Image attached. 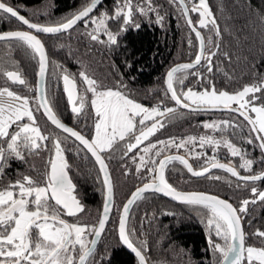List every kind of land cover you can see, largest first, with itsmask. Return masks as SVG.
Masks as SVG:
<instances>
[{
  "label": "snow or ice",
  "instance_id": "snow-or-ice-1",
  "mask_svg": "<svg viewBox=\"0 0 264 264\" xmlns=\"http://www.w3.org/2000/svg\"><path fill=\"white\" fill-rule=\"evenodd\" d=\"M168 2L177 6L187 26L195 34L198 52L191 63L177 65L167 72L165 95L175 105L192 112L207 109L226 110L237 114L243 120L205 123L204 128L221 133L219 139L207 135L189 136L179 141L170 138L145 145L141 149L144 155L139 156L140 164L136 171L139 173L142 167H148L150 163L148 182L139 187L123 206L118 221V238L122 245L134 253L139 264H150L146 255L147 241H141L139 245L134 242L132 236L135 229L128 228V219L131 206L136 201L144 199V193L151 191L162 193L186 206L206 210L201 222L206 224L209 233L208 244L215 256L213 264H264V246L246 245L248 233L244 231V217L248 215L249 204L255 203L256 200L264 202V191H258L257 187L252 186L250 191L255 199L251 201L244 199L238 206H234L215 195L178 191L168 182L165 175L170 164L179 162L194 177L220 180L222 179L220 176L207 174L212 169H221L243 182V184L237 183L236 187H247L249 184L254 185L255 182L264 180V171L241 175L237 166L231 162L221 163L215 155L206 159L205 163L195 170L183 155H162L166 149L175 147L177 150L184 148L187 154L192 156L186 146L195 145L198 140L200 147L208 145L219 149L223 145L228 149L231 157H240V169L251 172L255 161L245 158L246 153L242 154V150L223 134L230 128L233 134L247 129L246 142L250 145L254 141L257 142L261 152L264 153V76L234 93L218 91L212 80L197 68L200 66L209 74L213 72V57H216L220 50V44L213 37L217 40L222 38L220 26L208 0H168ZM99 7H102V0H90L69 17H64L55 23L40 24L31 22L4 0H0V10L3 13L10 14L16 21L34 30L2 32L0 41H19L31 49L33 56L38 58L37 75L40 83V95L34 107L31 106L29 97L21 96L8 87L0 88V184L3 182L5 167L10 166V160L26 163V156L38 155L40 151L52 153L40 179L21 174L14 182L0 187V264H97L96 246L109 220L113 203V185L108 166L101 153L119 152L125 156L133 152L165 127L164 119L177 113L176 107H164L162 110L163 101L149 108L125 91L127 85L122 81L114 88H107L84 71L79 73V78L85 85L84 91L78 92L76 77L64 71L62 80L67 99L72 105L71 111L77 116L81 113L87 116L86 107L90 106L93 109L92 138H86L80 132L63 124L58 118L46 96L48 57L45 46L36 33L51 35L69 33L83 21L85 28L92 26L90 31L84 33L91 41L108 47H118V38L122 33L130 26L137 29L140 27L135 23L134 15L147 16L155 13L157 23H161L164 19L152 0H135V2L115 0L111 15L107 10L93 15ZM190 12L198 14L196 24H193ZM260 19L264 22V16ZM110 21L116 23V31L110 29ZM200 29H207L208 34H202ZM102 34L106 39L101 38ZM188 43L191 45L192 40L189 39ZM223 55L231 60L227 52ZM191 69L196 71L189 72ZM0 73L13 83L27 87V82L19 71L0 69ZM188 75L206 81L209 86L202 91L178 88L177 86L184 85ZM224 75L228 77V73L225 72ZM88 93H91L90 100ZM258 93L261 95H257ZM257 101L260 103L257 104ZM41 111L51 125L68 134L65 139L71 137L78 141L82 146L81 150L91 154L99 166V171L103 173L106 199L101 217L95 225L70 223L64 218L79 217L85 212V207L75 194L76 185L69 176L70 165L59 135L45 134L37 124L35 113ZM48 141L51 142V149L46 143ZM201 155L207 154H197L196 158L199 159ZM132 159L135 161L136 157L133 156ZM260 162L264 163V158ZM165 215H173V213L169 212ZM251 235L264 244V231L257 229ZM90 236L93 237L91 240ZM214 237L219 238V241Z\"/></svg>",
  "mask_w": 264,
  "mask_h": 264
},
{
  "label": "trees",
  "instance_id": "trees-1",
  "mask_svg": "<svg viewBox=\"0 0 264 264\" xmlns=\"http://www.w3.org/2000/svg\"><path fill=\"white\" fill-rule=\"evenodd\" d=\"M90 0H4V2L17 8L29 19L42 23H55L64 17H69L81 9ZM135 2V0H134ZM158 7L159 14L163 16L161 23L156 22V14L147 16L134 15L135 23L140 27H129L118 38L119 46H105L91 41L86 33L91 30L79 22L69 33L58 35L41 34L48 55V69L46 76V96L54 112L64 121L74 125L81 132L92 138L93 135V109L89 106L85 116H79L71 111V106L62 89L61 76L64 71L76 77L79 92L84 91L85 85L79 78L81 71L96 79L98 83L107 88H114L122 81L127 85L125 91L138 102L149 108L156 106L161 101L164 107H176L175 116L164 119L165 127L160 129L133 152L122 156L121 153H109L105 156L113 181L114 204L109 218L108 227L103 235L98 248L95 250L97 264H138L132 253L125 249L117 238V220L120 207L129 192L139 183L148 180V167H142L137 173L140 164L139 156L144 155L141 149L148 143L158 140L176 138L177 141L189 136H212L215 139L221 137L219 131L204 128L205 123L219 122L223 120L242 121L235 113L224 110L197 111L180 108L166 95L164 75L172 64L190 60L198 51V42L195 34L187 26L184 16L178 11L177 6L170 4L168 0H152ZM208 4L220 26L221 39L217 40L220 50L213 57V72L207 73L204 68L197 66L200 72L211 79L217 90L236 91L243 86L252 84L264 76V22L260 17L264 16V0H208ZM115 0H102L93 15L107 10L112 14ZM196 24L197 13H191ZM21 26L15 18L0 10V30ZM109 27L116 31L117 25L110 21ZM207 35V29H200ZM102 39L106 36L101 35ZM189 39L192 44L189 45ZM227 52L231 57L229 61L224 57ZM131 65V67H128ZM38 66V58L34 57L31 49L19 41H0V69L4 71L15 70L21 73L27 82L24 85L15 86L6 76L0 73V87H9L29 94L35 106V76ZM222 70V71H221ZM196 71L191 69L189 72ZM228 73V77L224 73ZM230 77V78H229ZM206 81H200L196 76L188 75L183 87L194 89L207 88ZM257 95H261L258 93ZM91 99V93L87 94ZM260 102L257 101V104ZM37 124L45 134H58L62 146L65 148V156L70 165L69 173L72 175L76 192L85 197V212L79 216H87L93 220L99 214L103 200V181L96 162L86 152L82 151L73 138L56 129L49 123L41 112L35 113ZM254 115V114H253ZM246 123V122H244ZM232 144L246 153L247 159L255 161L252 171L248 172L239 168L240 157H231L228 149L221 145L214 149L208 145L200 147L197 140L195 145H187L192 153L189 156L184 148L177 150L170 147L162 154L180 152L184 154L199 169L205 160L213 155L219 161L231 162L237 166V170L243 174H255L264 170V158L258 143L248 144L247 129L233 134L230 128L223 134ZM49 144L51 149V142ZM119 145H117L118 147ZM158 147H163L159 146ZM201 155L199 159L197 154ZM50 151H40L38 155L26 156V163L9 161V167L4 169V178L0 187L14 182L23 175L40 179L41 173L47 168ZM135 156V161L132 157ZM147 160V157H146ZM166 178L170 184L179 189H202L218 193L229 198L235 206L244 199H255L250 188L257 187L258 191H264V180L249 184L247 187H236L237 183L243 184L235 177L221 169H212L208 176H220L222 179H210L206 177H194L187 172L179 162H173L166 170ZM144 199L136 201L129 213L128 228L135 229L132 236L134 242L139 245L141 241H147L146 255L150 264H213L215 256L208 244V230L202 223L204 209H195L177 201H173L160 193L146 192ZM173 215H165V213ZM250 221V222H249ZM257 229L264 231V202L256 200L249 204L248 215L244 217V231L248 233L246 245L256 247L264 246L258 238L251 234ZM219 241V238L214 237Z\"/></svg>",
  "mask_w": 264,
  "mask_h": 264
},
{
  "label": "water",
  "instance_id": "water-1",
  "mask_svg": "<svg viewBox=\"0 0 264 264\" xmlns=\"http://www.w3.org/2000/svg\"><path fill=\"white\" fill-rule=\"evenodd\" d=\"M90 2V1H89ZM88 2V3H89ZM6 3V2H5ZM8 4V3H7ZM9 6H11V7H13L12 5H10V4H8ZM13 8H15V7H13ZM17 11H19L17 8H15ZM20 12V11H19ZM20 14L21 15H24L23 13H21L20 12ZM10 15V14H9ZM189 15H190V13H189ZM25 16V15H24ZM25 18H27V19H29L28 17H26L25 16ZM31 22H34V23H40V24H48V23H42V22H38V21H34V20H32V19H29ZM20 23V22H19ZM20 25L21 26H19V27H14V28H8V29H3V30H0V33H2V32H7V31H34V30H30V29H28L27 28V26L26 25H23L22 23H20ZM37 35H38V37L41 39V41L43 42V40H42V38H41V34H44V33H36ZM44 44V43H43ZM45 46V45H44ZM45 50H46V48H45ZM46 53H47V50H46ZM47 57H48V55H47ZM194 60V58H192V59H190V60H182V61H178V62H176V63H174V64H172L170 67H168V69L166 70V72H165V75H164V83H165V79H166V74H167V72L171 69V68H173V67H175V66H177V65H182V64H186V63H191L192 61ZM9 71H15V70H9ZM37 72H38V66H37V71H36V76H35V96H36V100H38L39 99V95H40V93H39V87H40V83H39V77H38V75H37ZM61 81H62V89H63V92H64V94H65V96H66V98H67V94H66V92L64 91V85H63V80H62V76H61ZM12 82V81H11ZM13 83V82H12ZM14 84H18V83H14ZM165 86H166V84H165ZM77 91H78V89H77ZM67 101H68V99H67ZM68 103L70 104V102L68 101ZM70 106L72 107V105L70 104ZM235 106V105H234ZM213 109H207V110H201V111H212ZM218 110V109H217ZM41 113H42V111H41ZM43 114V113H42ZM57 115V114H56ZM45 118H46V116L45 115H43ZM58 116V115H57ZM58 118L61 120V122L63 123V124H65L66 126H68V127H71V128H73L75 131H78V132H80L82 135H84L86 138H88L84 133H82L79 129H77L74 125H72V124H70V123H68V122H66V121H64V120H62L59 116H58ZM47 119V118H46ZM48 121V120H47ZM49 122V121H48ZM50 123V122H49ZM54 126V125H53ZM55 127V126H54ZM60 130V129H59ZM62 131V130H61ZM68 135V134H67ZM89 139V138H88ZM78 142V141H77ZM90 154V153H89ZM91 155V154H90ZM101 155H102V153H101ZM165 155V154H164ZM166 155H183V156H185L184 154H182V153H180V152H170V153H166ZM103 156V155H102ZM104 158V157H103ZM185 158L186 159H188L186 156H185ZM94 159V158H93ZM189 160V159H188ZM95 161V160H94ZM221 163H229V162H226V161H220ZM105 163L107 164V162H106V160H105ZM189 163L190 164H192L191 162H190V160H189ZM97 164V163H96ZM97 166H98V164H97ZM107 166H108V164H107ZM193 166V165H192ZM98 168H99V166H98ZM193 168L195 169V170H198V169H196L194 166H193ZM264 171V170H263ZM101 173V177H102V181H103V173L102 172H100ZM108 173H109V175H110V178H111V182H112V185H113V181H112V177H111V173H110V170H109V167H108ZM241 175H250V174H243V173H240ZM256 174V173H255ZM148 182V180H146V181H143V182H141V183H139L138 185H136L130 192H129V194L126 196V198H125V200L123 201V203H122V205H121V207H120V211H119V215H118V220H117V229H116V231H117V238H118V221H119V218H120V216L122 215V208H123V206L127 203V201L131 198V196H132V194L139 188V187H142L143 186V184L144 183H147ZM174 187V186H173ZM176 188V187H175ZM103 189H104V193H103V200H102V204H101V210H100V213H99V217H98V220L100 219V217H101V213H102V210H103V205H104V201H105V199H106V186L103 184ZM178 191H181V192H203V193H207V194H209V195H215V196H218V197H220V198H222V199H225V200H227L228 202H230V203H232L233 205H234V203L229 199V198H227L226 196H223V195H220V194H218V193H214V192H211V191H207V190H202V189H179V188H176ZM161 195H163L162 193H160ZM164 196V195H163ZM166 197V196H165ZM167 198H169V199H171L170 197H167ZM172 200V199H171ZM173 201H175V200H173ZM113 204H114V188H113V203H112V205H111V211H110V215H111V212H112V208H113ZM235 206V205H234ZM132 207V206H131ZM110 215H109V217H110ZM98 220H97V222H98ZM97 222H96V224H97ZM108 223V222H107ZM107 223H106V225H107ZM106 227V226H105ZM93 237H91V239H92ZM118 240H119V238H118ZM119 242H120V240H119ZM121 243V242H120ZM121 245H122V243H121ZM125 249H127V247L126 246H124V245H122ZM130 253H132L131 252V250L130 249H127ZM133 255H134V253H132ZM134 257H135V255H134ZM136 258V257H135ZM136 260H137V263L139 264V262H138V259L136 258Z\"/></svg>",
  "mask_w": 264,
  "mask_h": 264
},
{
  "label": "flooded vegetation",
  "instance_id": "flooded-vegetation-1",
  "mask_svg": "<svg viewBox=\"0 0 264 264\" xmlns=\"http://www.w3.org/2000/svg\"><path fill=\"white\" fill-rule=\"evenodd\" d=\"M190 16H191V18H192V15H191V12H190ZM197 20H198V14H197V16H196V19H195V21L197 22ZM192 21H193V18H192ZM193 24H195L194 23V21H193ZM198 52V51H197ZM15 86L18 88V86H20L19 84H15ZM13 89V88H12ZM77 89H78V92H79V88H78V83H77ZM16 90V89H15ZM19 91V90H18ZM20 92V91H19ZM22 93V92H21ZM25 94V93H24ZM25 95H27L28 97L30 96L29 94H25ZM36 97V96H35ZM30 98V97H29ZM30 102H31V106H33L34 107V105H33V103H32V101H31V98H30ZM43 115V114H42ZM46 119V118H45ZM47 120V119H46ZM83 133V132H82ZM85 134V133H84ZM86 135V134H85ZM89 139H91L88 135H86ZM74 139V138H73ZM75 140V139H74ZM77 142V141H76ZM77 143H79V142H77ZM89 154V153H88ZM52 155V154H51ZM50 155V156H51ZM90 155V154H89ZM102 155H103V157H104V159L106 160V158H105V156H108L109 157V153H102ZM91 156V155H90ZM50 158V157H49ZM94 160V159H93ZM107 162V161H106ZM108 164V163H107ZM109 167V166H108ZM109 170H110V168H109ZM69 176L71 177V179H72V175H71V173H69ZM112 177V176H111ZM72 181H73V179H72ZM77 197H78V199H80V201L81 202H84L85 203V197L79 192H77ZM100 210H101V208H100ZM99 213H100V211H99ZM90 214H91V212H88L87 213V216H79V217H64L65 219H67L70 223H75V222H79L80 224H87V225H95L96 224V222H97V220H98V217H99V214L96 216V219L95 220H93V219H91V218H88L89 216H90ZM110 218V217H109ZM108 223H109V220H108ZM108 223H107V225H106V227H105V230H104V232H103V234L101 235V237H100V240L102 239V237H103V235L105 234V232H106V229H107V227H108ZM89 239L91 240V236L89 237ZM100 240H99V242H98V244H97V246H96V249L98 248V245H99V243H100Z\"/></svg>",
  "mask_w": 264,
  "mask_h": 264
},
{
  "label": "rangeland",
  "instance_id": "rangeland-1",
  "mask_svg": "<svg viewBox=\"0 0 264 264\" xmlns=\"http://www.w3.org/2000/svg\"><path fill=\"white\" fill-rule=\"evenodd\" d=\"M0 88H2V87H0ZM9 88V87H8ZM188 88H190V87H187L185 90H187ZM10 90H12V91H14V92H16V93H18L19 95H21V96H26V97H28L27 95H25L24 93H21V92H19L18 90H15V89H12V88H9ZM194 91H202L204 88H202V89H194V88H192ZM238 90H241V89H238ZM238 90H236V91H238ZM218 91H227V90H218ZM236 91H228L229 93H234V92H236ZM146 106V105H145ZM148 107V106H147Z\"/></svg>",
  "mask_w": 264,
  "mask_h": 264
}]
</instances>
